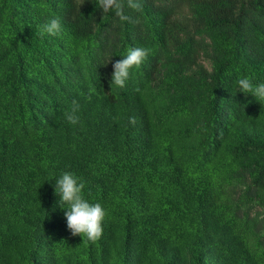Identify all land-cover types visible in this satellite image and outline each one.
I'll use <instances>...</instances> for the list:
<instances>
[{
  "label": "trees",
  "instance_id": "16d2710c",
  "mask_svg": "<svg viewBox=\"0 0 264 264\" xmlns=\"http://www.w3.org/2000/svg\"><path fill=\"white\" fill-rule=\"evenodd\" d=\"M141 3L0 0V264H264V100L237 84L264 83V0ZM66 171L105 210L94 242L67 227Z\"/></svg>",
  "mask_w": 264,
  "mask_h": 264
},
{
  "label": "clouds",
  "instance_id": "9594fccd",
  "mask_svg": "<svg viewBox=\"0 0 264 264\" xmlns=\"http://www.w3.org/2000/svg\"><path fill=\"white\" fill-rule=\"evenodd\" d=\"M100 8L104 13L114 12L122 21H129L131 17L124 13L125 0H98ZM129 9L142 10L141 0H126ZM62 31V25L59 18H52L42 26L41 35L48 34L58 36ZM148 50L143 48H132L123 59L117 60L113 64V73L110 83L118 87H124L125 81L129 77L130 69L139 66L147 57ZM238 87L243 93H252L259 100H264V83L254 84L251 77L239 78ZM72 110L65 114L70 124H77L80 121L79 103L76 100L72 102ZM129 122L135 124V117H129ZM84 182L73 172L66 171L55 182V190L59 195V205L66 208L64 215L67 227L72 236L80 235L86 237L89 241H96L103 234L102 222L105 218V210L100 203L91 204L83 195ZM67 206V207H65Z\"/></svg>",
  "mask_w": 264,
  "mask_h": 264
}]
</instances>
